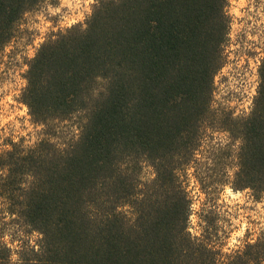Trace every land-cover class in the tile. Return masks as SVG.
I'll return each instance as SVG.
<instances>
[{
  "label": "trees",
  "instance_id": "16d2710c",
  "mask_svg": "<svg viewBox=\"0 0 264 264\" xmlns=\"http://www.w3.org/2000/svg\"><path fill=\"white\" fill-rule=\"evenodd\" d=\"M43 1L0 0V54ZM226 5L97 0L39 45L20 100L42 136L0 146V264H264V236L225 252L190 232L181 179L219 131V184L264 195V54L247 113L212 104Z\"/></svg>",
  "mask_w": 264,
  "mask_h": 264
},
{
  "label": "rangeland",
  "instance_id": "374dc122",
  "mask_svg": "<svg viewBox=\"0 0 264 264\" xmlns=\"http://www.w3.org/2000/svg\"><path fill=\"white\" fill-rule=\"evenodd\" d=\"M96 2L44 0L23 15L16 37L0 54V146L10 139L29 144L42 136L20 100L26 62L51 34L83 24ZM226 11L229 35L224 64L214 76L212 104L243 115L256 93L264 54V0H227ZM74 132L71 121L60 124L61 139ZM226 140L224 132H214L181 179L192 202L190 232L203 237L207 230L206 240L229 252L264 236V195L257 198L250 189L232 190L219 184L224 167L231 178L236 164L235 146L230 155L217 149ZM144 174L150 176V169L145 168Z\"/></svg>",
  "mask_w": 264,
  "mask_h": 264
}]
</instances>
